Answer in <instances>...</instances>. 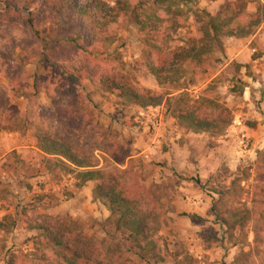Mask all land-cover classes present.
<instances>
[{
  "label": "trees",
  "instance_id": "obj_1",
  "mask_svg": "<svg viewBox=\"0 0 264 264\" xmlns=\"http://www.w3.org/2000/svg\"><path fill=\"white\" fill-rule=\"evenodd\" d=\"M188 1L0 0V76L8 80L7 89L0 81V131H31L45 172L55 178L72 176L75 188L93 181L92 199L108 210L107 237L99 240L69 215L43 214L34 207L2 219L5 232L16 225L38 231L26 264H193L181 246L174 253L162 247L157 236L162 214L159 186L146 184L134 165L119 164L129 156L127 142L118 140L109 126L98 125L77 92L87 80L98 95L115 93L121 106L164 105L186 131L222 135L232 110L217 98L190 96L186 69L222 51L228 38L253 35L264 21V0L252 12L249 0H224L213 15L189 7ZM125 17L133 19L143 36L138 61L163 88L160 92L138 89L133 76L122 69L120 54L108 53ZM189 17L194 33L183 37ZM174 41L180 44L173 46ZM17 47L25 50L18 62ZM33 63L45 72L31 71ZM40 92L53 111L33 109L32 115L21 116L15 100L35 98ZM51 120L61 125L63 134L51 131ZM248 176L234 175L228 183L211 186L215 196L207 214L224 226L227 241L241 246L234 264H264V148L258 153L255 182L245 189L241 183ZM185 215L192 223L203 221L198 214ZM121 241L129 243L139 261L124 256Z\"/></svg>",
  "mask_w": 264,
  "mask_h": 264
},
{
  "label": "rangeland",
  "instance_id": "obj_2",
  "mask_svg": "<svg viewBox=\"0 0 264 264\" xmlns=\"http://www.w3.org/2000/svg\"><path fill=\"white\" fill-rule=\"evenodd\" d=\"M223 1L189 0L188 6L206 10L213 15ZM260 2L261 0H249L248 11H254ZM47 27V24L42 25L41 30L44 32ZM259 28L264 33V21ZM194 29L192 19L189 17L187 27L181 34L186 37L193 34ZM142 37L133 19L125 17L118 24L117 39L108 53L120 54L122 69L133 76L138 89L147 88L160 92L163 88L157 85L154 77L138 61ZM177 44L180 42L172 43L173 46ZM247 48L251 55L249 63L230 61L223 49L212 53L208 61L192 64L186 69L185 78L188 82L186 86L190 96L194 98L204 95L217 98L232 110V120L222 135L216 137L205 133L196 135L192 149L187 152L180 148L181 160L173 162L170 166L166 165V161L154 159L156 150L152 152L150 158H145L141 154L144 149L143 143L147 141L143 123L149 107L160 108L166 119L167 130L168 127L174 130V126H178L168 115L164 105L146 108L136 105L121 106L115 93L98 95L93 92L92 85L87 80H82L77 87V92L84 98L87 108L95 114V122L103 127L109 126L118 134V140L127 142L129 156L120 160L119 164L134 165L144 176L146 184L154 183L159 186L162 214L157 236L160 244L171 253L176 252L181 246L192 257L193 264H234V256L241 248L240 245L227 241L224 226L214 216L207 214V209L215 196L211 186L228 183L232 176L246 173L249 176L241 185L245 189L250 188L255 182L258 153L264 148V46L258 45L253 39L247 44ZM24 53V49L17 47L14 51V61L18 62ZM215 53L219 55L216 56ZM29 68L39 74L45 72L35 63L29 65ZM0 81L4 89H7L6 76H0ZM15 105L19 108L21 116L32 115L33 109L53 111L50 100L43 92L31 99L17 98ZM140 111L144 114L141 115ZM234 119H239L242 125L248 128L247 142L244 146L240 144V136L232 130ZM48 126L54 134L64 133L57 121H49ZM249 127L257 131L256 141L249 134ZM10 133L21 140L30 159H24L23 151L16 148L1 153V147L4 146L1 136ZM179 139L174 141L177 142ZM33 141L31 131L25 133L0 131V221L8 216L18 217L22 208L34 207L43 214L69 215L94 240L106 238L108 210L92 197L85 202V187L92 188L94 182L88 181L81 188H75L72 176L63 175L61 178H55L46 173L42 164V154L31 148ZM167 143L169 142H163L158 151H163ZM179 145H183L182 141ZM230 153L233 156H228ZM199 154L200 157L195 159ZM199 159L203 162L209 161L205 163V175L199 174L196 166ZM183 160L186 162H182ZM185 163H194L195 168L188 173L183 170ZM195 197L201 200L197 207L191 206ZM197 212L202 213L203 221L200 223H192L185 215L198 214ZM37 233V230H27L17 225L6 232L0 227V264H26V255L33 250L32 236ZM120 243L125 257L139 261L136 251L128 242ZM243 249L247 250V247ZM253 261L254 264H259L257 260Z\"/></svg>",
  "mask_w": 264,
  "mask_h": 264
},
{
  "label": "crops",
  "instance_id": "obj_3",
  "mask_svg": "<svg viewBox=\"0 0 264 264\" xmlns=\"http://www.w3.org/2000/svg\"><path fill=\"white\" fill-rule=\"evenodd\" d=\"M253 39L258 43V45L264 46V33L260 31V28H259V30H257L256 33L248 37H245L243 39L242 38L241 39H236V38L227 39L224 43V54L229 58L230 61L235 60L238 63H249V61L251 60V55H250V52L248 51L247 44ZM215 55L217 56L219 55V53H215ZM216 74L217 72L215 73V75ZM139 113H142V111H140ZM174 128L175 129L172 130L171 127H168L169 130H167V128L165 127L161 131V133L164 136V142L168 141L169 143H167V146L164 147L163 151L160 152L156 150V154L154 156V159L156 161L157 160L166 161L167 166H170V164L173 165V162L180 161L181 160V156H179L180 148H182L184 151L189 152L190 149H192L193 141L196 140L195 139L196 135H199V134L187 132L185 131V129L178 127L176 125L174 126ZM249 134L252 137H254L253 139L254 141H256L257 131L254 128L249 127ZM178 138H180L179 141L175 142L174 140ZM1 139H3V143H4V146L1 147V153L16 148L19 151H23L22 157L24 159H30V155L25 152L26 151L24 148L25 146L23 145L21 140H19L15 135L11 133L5 134L4 136H1ZM180 141H182L183 145H179ZM146 143L147 141L143 143V146H145ZM31 148H34L35 150H37L33 145L31 146ZM39 153L42 154L40 151ZM228 156H233V154L230 153L228 154ZM199 157H200V154L196 155L195 159ZM182 162H186V161L183 160ZM206 162L208 163L209 161L206 160ZM206 162H203L202 159H199L198 163H196V166L198 167V171L200 175L206 174V166H205ZM184 165L185 166H183V170L187 171L188 173H190L195 168L194 163H185ZM206 165H209V164H206ZM163 171H167V170H163ZM84 195L86 196L85 202H88L89 199L91 198V187H85ZM192 200H193V203L191 206L193 205H195L196 207L199 206L198 204H200L201 200L198 197H195ZM197 213L198 215L202 216V213L200 212H197Z\"/></svg>",
  "mask_w": 264,
  "mask_h": 264
},
{
  "label": "built area",
  "instance_id": "obj_4",
  "mask_svg": "<svg viewBox=\"0 0 264 264\" xmlns=\"http://www.w3.org/2000/svg\"><path fill=\"white\" fill-rule=\"evenodd\" d=\"M146 112L147 113L144 115L143 129L146 131L147 143L141 151V154L145 158H150L152 152L159 150L161 144L164 142V136L161 131L166 127V119L159 107H149V110ZM140 114L143 115L144 112L142 111ZM247 129L248 128L246 126L244 127L239 119L233 120L232 130L237 132L240 136V144H243V146L246 145L247 142Z\"/></svg>",
  "mask_w": 264,
  "mask_h": 264
}]
</instances>
